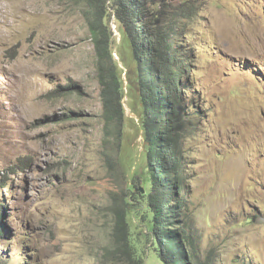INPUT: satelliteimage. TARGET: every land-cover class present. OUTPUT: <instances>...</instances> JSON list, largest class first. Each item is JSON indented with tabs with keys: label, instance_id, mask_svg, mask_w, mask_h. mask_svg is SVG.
Masks as SVG:
<instances>
[{
	"label": "rangeland",
	"instance_id": "374dc122",
	"mask_svg": "<svg viewBox=\"0 0 264 264\" xmlns=\"http://www.w3.org/2000/svg\"><path fill=\"white\" fill-rule=\"evenodd\" d=\"M166 1L184 9L180 32L192 55L180 104L186 183L174 215L204 264H264V0ZM84 8L83 0H0V264H134L111 250L117 204L136 198L114 136L103 139ZM68 85L74 92L49 94ZM121 103L125 124L138 121L126 96ZM143 144L135 131L127 159ZM136 179L135 193H147ZM136 222L139 264H162Z\"/></svg>",
	"mask_w": 264,
	"mask_h": 264
},
{
	"label": "trees",
	"instance_id": "16d2710c",
	"mask_svg": "<svg viewBox=\"0 0 264 264\" xmlns=\"http://www.w3.org/2000/svg\"><path fill=\"white\" fill-rule=\"evenodd\" d=\"M83 1L106 109L103 139L110 141V135L114 136L123 157L124 172L129 176L127 188L135 196V204L140 200L146 203L142 211L126 196L117 204L115 242L111 250L134 264L141 262L142 251L140 254L131 243L132 234L139 229L136 222L139 218V223H144L147 230L143 236L149 235L152 250L162 264H204L199 260L193 238L185 234V226L181 228L180 220L174 215L178 210L179 217L183 205L179 193L186 183L179 143L187 118L180 104L183 79L190 70L192 55L183 45L180 32L184 27V9L182 5L173 7L166 0L159 2L162 11L155 10L151 0ZM111 19L117 24L119 39L113 36L108 24ZM72 86H59L49 94H70L74 92ZM124 96L138 118V121L127 118V124L131 125L129 132L121 103ZM115 119L118 125L112 132L110 125ZM135 131L141 132L144 139L142 155L127 159L126 156L135 154L128 145ZM132 171L134 174L130 177ZM137 176L144 187L149 185L147 193H135ZM171 203L174 206H170ZM3 208L0 202V236Z\"/></svg>",
	"mask_w": 264,
	"mask_h": 264
},
{
	"label": "clouds",
	"instance_id": "9594fccd",
	"mask_svg": "<svg viewBox=\"0 0 264 264\" xmlns=\"http://www.w3.org/2000/svg\"><path fill=\"white\" fill-rule=\"evenodd\" d=\"M115 34H118L120 36L119 32L115 33ZM119 36H118V39H119ZM114 55H116V54L114 53ZM143 191H144V189H143ZM143 194H145V193L143 192Z\"/></svg>",
	"mask_w": 264,
	"mask_h": 264
},
{
	"label": "water",
	"instance_id": "95a60500",
	"mask_svg": "<svg viewBox=\"0 0 264 264\" xmlns=\"http://www.w3.org/2000/svg\"><path fill=\"white\" fill-rule=\"evenodd\" d=\"M140 190H141V192H143V188H141Z\"/></svg>",
	"mask_w": 264,
	"mask_h": 264
}]
</instances>
